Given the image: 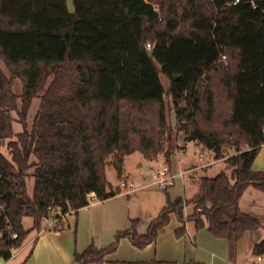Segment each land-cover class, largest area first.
<instances>
[{
	"label": "trees",
	"instance_id": "obj_1",
	"mask_svg": "<svg viewBox=\"0 0 264 264\" xmlns=\"http://www.w3.org/2000/svg\"><path fill=\"white\" fill-rule=\"evenodd\" d=\"M71 2L73 10L70 0H0V259L9 260L31 229L66 228L62 215L88 205L91 194L114 195L106 171L113 166L121 178L127 155L139 151L154 161L161 154L171 166L180 148L175 129L184 142L225 158L230 174L201 177L192 199L172 198L166 189L146 232L132 219L116 241L92 242L75 259L103 263L122 238L145 248L173 215L227 239L233 255L247 232L264 229L241 207L249 187L264 193V170L252 167L264 144V0ZM5 140L11 156L2 151ZM229 147L235 153L225 157ZM54 213L58 220L44 228ZM25 216L33 217L29 229ZM185 233V224L175 230L177 237ZM252 253L264 255V238Z\"/></svg>",
	"mask_w": 264,
	"mask_h": 264
},
{
	"label": "crops",
	"instance_id": "obj_2",
	"mask_svg": "<svg viewBox=\"0 0 264 264\" xmlns=\"http://www.w3.org/2000/svg\"><path fill=\"white\" fill-rule=\"evenodd\" d=\"M191 142L197 149L193 152L194 154L191 155L189 151V142H185L172 157L173 160L177 159V169L173 170L170 166L172 173L175 174V181L168 192L173 197L184 195V198L189 199L191 197L192 199L197 196L201 191H199L196 179L199 170H205L206 173H209L208 176H214L215 173L209 172L214 165L222 161L227 163L225 158L217 159L213 150L202 146L199 148L198 142ZM138 152L125 157L124 175L129 178L131 176L138 178L143 172V167H148L149 172H151V170L158 169L165 164L164 156L161 154L158 159L154 160L153 165H150L152 161L147 160L140 152L138 155ZM229 153L234 152L229 150ZM201 154H203V158H201ZM252 167L254 170H264V144L254 159ZM134 181L136 182V180ZM138 183L140 182L138 181ZM143 185L139 184V188L128 192H116L120 188L118 185L113 189L116 193L103 200L92 194V199L88 205L80 208L77 212L71 211L62 215L61 219L66 224V228L58 231L47 230L43 233L37 230L33 234L30 232L28 241L20 250L18 249V252L22 256H27L33 250L30 260L36 264H40L39 260L43 258L45 261L41 264H81L75 259L76 251L85 250L92 242L98 247L108 245L110 238L106 236L107 230L109 231L108 234L113 233L114 235L118 230L128 227L131 218L136 216L128 210L129 203L134 202L139 197L143 198L145 206L148 208V222L159 213L166 203L165 197L154 195V191L147 190L151 189L150 187ZM188 192L190 196H187ZM154 200L156 201L154 202ZM152 202L154 203L152 204ZM124 204H127L129 216L125 213ZM241 207L244 211L254 214L264 221V193L249 187L241 198ZM58 211V209L55 210V213ZM186 212H190V209ZM55 213L51 216L52 219ZM51 218L46 219L45 222L48 224L44 228L50 225ZM183 225V222L176 219L174 224L160 231L157 238L145 248L140 250L134 248L133 254L139 251L138 257L140 258L138 259L140 260L160 259L167 261V264H264V255L259 259V256L252 253L254 245L264 238L262 227L247 232L238 242V250L236 249L235 253L231 255L230 243L227 239L214 237L206 228L197 230L192 222L187 221L186 233L184 236L177 237L175 230ZM126 240L120 241L121 247L127 242ZM244 242H248L246 251L251 254L246 259L242 258V252H245L243 251ZM129 254H121L116 249L106 256L105 261L113 264L115 260H126ZM20 261L21 259L12 261V264H19ZM2 263L5 264L6 262L2 261Z\"/></svg>",
	"mask_w": 264,
	"mask_h": 264
},
{
	"label": "rangeland",
	"instance_id": "obj_3",
	"mask_svg": "<svg viewBox=\"0 0 264 264\" xmlns=\"http://www.w3.org/2000/svg\"><path fill=\"white\" fill-rule=\"evenodd\" d=\"M69 7H70V10H73V6H72V2H71V0H70V3H69ZM4 67V66H3ZM49 81H51V77L49 78V80H48V83H49ZM163 81H164V83H165V85H166V87L168 86V80H167V78H165V77H163ZM14 89L18 92V93H21V90H22V81L19 79V78H14ZM43 92L44 91H41L40 92V94L42 95L43 94ZM40 101H41V96L39 95V96H37V97H35L34 99H33V103H32V105H31V107H30V110H29V117H28V119H29V124L31 125L32 124V122H33V120H34V118H35V115H36V113H37V111H38V108H39V105H40ZM12 113V115L13 116H15L16 118H18L19 116L17 115V113L15 112V111H12L11 112ZM172 120L174 121V115H172ZM18 123H16V125H15V127H16V130H20V129H22V124L21 123H19V121L18 120H16ZM174 133L176 134L175 135V137H174V142H173V144L174 145H176V146H179V147H182V145H184V140L182 139V137H178L177 136V133H178V131H177V129H175V131H174ZM7 142H8V140H5V143H4V145L2 146V151L4 152V153H6L8 156H11L10 154H9V150H8V147H7ZM188 147H189V151L191 152V155L192 154H194L193 152L195 151V150H197L196 149V147L194 146V143L193 142H189V145H188ZM195 147V148H194ZM229 150H231V152H234L235 153V150H234V148L233 147H229L228 148ZM204 150H206L207 152L209 151V150H207V149H204ZM141 153V152H140ZM139 152H138V155L140 154ZM198 153V152H197ZM233 154V153H232ZM175 158H177V156H175ZM153 162L154 161H152V162H150V165H153ZM148 163V162H147ZM152 163V164H151ZM135 165V164H134ZM177 165V159H174L173 160V158H172V162H171V167L173 168V170H175V169H177L176 166ZM214 168V169H213ZM212 169H213V171H209V172H211V173H215L216 175L217 174H219L220 172H223V171H227V173L228 174H230V172H231V168H230V166H229V164H227L226 162H224V161H222V162H219L218 164H216V165H214V167H213ZM143 169V172L141 173V175H139L138 176V178H136V177H133V176H131V178L133 179V180H136V182H137V185H139V184H145L146 182H148L149 180H150V174H151V172H149V169H148V167H143L142 168ZM34 170V168H32L30 171H33ZM152 171V170H151ZM210 173V174H211ZM207 174H209V173H206L205 172V170H199V172H198V175L196 174V179H197V184H198V186H199V191L201 190L200 189V179H201V177L202 176H208ZM106 175H107V179L110 181V183L112 184V187H113V189H115L114 187H117L118 185H120V178L118 177V174H117V170H116V168L115 167H113V166H110V167H108L107 168V171H106ZM215 176V175H214ZM139 177H140V179H139ZM138 181L140 182V183H138ZM33 187H34V177L33 176H30V177H27V188H28V193L31 195L32 194V192H33ZM154 187V186H153ZM151 189H147V190H149V191H154L153 193H154V195H160L161 197H165V200H166V191L165 190H163V189H160V188H157V187H154V188H152V187H150ZM191 188V187H190ZM189 189V188H188ZM119 192H121V191H119ZM170 196L172 197V198H176V197H173L171 194H170ZM187 196H190V193L188 192V194H187ZM182 197H184V195L182 196ZM156 199V198H155ZM189 199H191V197L189 198ZM156 200H154V202H155ZM154 202H152V204L154 203ZM148 205H149V200H148ZM192 208V205H191V203H189L188 205H187V210L186 211H188V209H191ZM124 210H125V213L129 216V211H130V213L131 214H135L136 216L135 217H132L131 218V220L129 221L128 219V221L130 222L129 223V225H128V227L131 225V221H132V219H140V225H139V231L140 232H146L147 231V226H148V221H147V212H148V208H146V206H145V201H144V199L143 198H141V197H139V198H137L136 200H134V202H131V203H129V207H128V210L129 211H127V204H124ZM143 217V218H142ZM52 219V218H51ZM176 219H177V217L175 216V215H173L172 216V218H171V221H170V223H169V225L168 226H170V225H172V224H174L175 222H176ZM178 220V219H177ZM23 222H24V226L26 227V228H31L32 227V225H33V217L32 216H25L24 217V220H23ZM48 223H46V222H44V226H46ZM167 226V227H168ZM125 228H127V227H125ZM125 228H122V229H125ZM121 230V229H120ZM36 230L35 229H31V234H33V232H35ZM47 231V229L45 228L44 230H42V233L43 232H46ZM107 232H109L108 230L106 231V236L108 237V238H110V241H109V244L110 243H112V242H114V241H116L115 240V234L113 235V233H110V234H108ZM123 239H127L126 241L127 242H125V244L121 247V245H120V241L121 240H123ZM120 241H119V248H117V252H119V253H121V254H129L128 255V257H127V259L126 260H140V259H138V258H140V257H138V255L140 254L139 253V251H137L136 252V254H133V249L135 248V249H137V250H140V249H143V248H138V247H136V246H134V244L132 243V241L130 240V239H128V238H122ZM28 241V237H27V239H26V241H25V243ZM33 242V241H32ZM25 243H24V245H25ZM245 243V247L243 248V251H245V252H242V258L243 259H246V257H250L251 256V254L249 253L248 254V252L246 251L247 250V247H246V245H248V242H244ZM247 243V244H246ZM23 247V246H22ZM21 247V248H22ZM20 248V249H21ZM19 249V250H20ZM237 250H238V246H237V248H236ZM15 252H18V250H13L12 251V253H15ZM248 254V255H247ZM3 257H4V255H2ZM21 255V253H17L15 256H13V257H11L9 260H7V261H5L4 260V258H3V262L5 261L6 263L5 264H12V261H16V260H20L21 259V261L19 262V264L22 262V264H36L35 262H33L32 260H30V258H31V256H32V254L28 257V255L26 256H22ZM2 258V257H1ZM152 260V259H151ZM45 261V259L43 258V259H40L39 260V263L41 264V263H43ZM0 264H4V263H0ZM54 264V263H53ZM100 264H110V262L109 261H105V262H103V263H100Z\"/></svg>",
	"mask_w": 264,
	"mask_h": 264
},
{
	"label": "built area",
	"instance_id": "obj_4",
	"mask_svg": "<svg viewBox=\"0 0 264 264\" xmlns=\"http://www.w3.org/2000/svg\"><path fill=\"white\" fill-rule=\"evenodd\" d=\"M239 0H236V2H238ZM148 47H151V43H147ZM223 58H225V55L222 56ZM198 147L201 148V145L198 144ZM234 154V153H233ZM228 155H230L229 153V149H227V154L225 157H227ZM201 158H203V154H201ZM207 165V164H204ZM175 181V174L172 173L171 168L168 164H163L161 165L158 169H153L151 171L150 174V180L148 182H146L143 186H147V187H157L163 190L169 189ZM140 186L137 185V183L132 180L131 178H129L128 176L123 175L120 178V188L117 190V192L121 191V192H128L134 189L139 188ZM92 197V194H91ZM57 218H53L52 222L50 224H54L56 223ZM185 227L187 225V222L184 223ZM14 236H16V234H14ZM17 254V252L12 253V257L15 256ZM261 258V256H259V259Z\"/></svg>",
	"mask_w": 264,
	"mask_h": 264
},
{
	"label": "water",
	"instance_id": "obj_5",
	"mask_svg": "<svg viewBox=\"0 0 264 264\" xmlns=\"http://www.w3.org/2000/svg\"><path fill=\"white\" fill-rule=\"evenodd\" d=\"M3 259L0 261L2 263Z\"/></svg>",
	"mask_w": 264,
	"mask_h": 264
}]
</instances>
